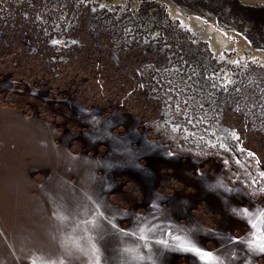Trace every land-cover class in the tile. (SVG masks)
Instances as JSON below:
<instances>
[{
	"label": "water",
	"instance_id": "obj_1",
	"mask_svg": "<svg viewBox=\"0 0 264 264\" xmlns=\"http://www.w3.org/2000/svg\"><path fill=\"white\" fill-rule=\"evenodd\" d=\"M259 243L264 65L141 12L0 0V264H264Z\"/></svg>",
	"mask_w": 264,
	"mask_h": 264
},
{
	"label": "rangeland",
	"instance_id": "obj_2",
	"mask_svg": "<svg viewBox=\"0 0 264 264\" xmlns=\"http://www.w3.org/2000/svg\"><path fill=\"white\" fill-rule=\"evenodd\" d=\"M129 11L141 12L168 25L199 37V31L192 32L173 19L164 0H73ZM176 5L183 14L193 13L204 21H211L226 32L243 36L254 50L264 51V5L244 3L242 0H167ZM200 38V37H199ZM206 40V39H204ZM208 41V40H206ZM231 52H235L231 50ZM249 54V51H245ZM258 62V59L252 60ZM264 65V63H259Z\"/></svg>",
	"mask_w": 264,
	"mask_h": 264
},
{
	"label": "flooded vegetation",
	"instance_id": "obj_3",
	"mask_svg": "<svg viewBox=\"0 0 264 264\" xmlns=\"http://www.w3.org/2000/svg\"><path fill=\"white\" fill-rule=\"evenodd\" d=\"M160 1V0H159ZM164 1V0H162ZM168 3V11L173 19L178 18L184 28L194 31H199V37L206 39L208 42L220 46L226 50H234L236 54L243 56L250 60L258 59L259 63H264V51L252 49L250 43L246 41L243 36L235 32H226L219 28L211 21H204L200 16L188 13L183 14L181 10L170 1ZM244 3H260L264 5V0H242ZM249 51V54H245Z\"/></svg>",
	"mask_w": 264,
	"mask_h": 264
},
{
	"label": "snow or ice",
	"instance_id": "obj_4",
	"mask_svg": "<svg viewBox=\"0 0 264 264\" xmlns=\"http://www.w3.org/2000/svg\"><path fill=\"white\" fill-rule=\"evenodd\" d=\"M176 239H179V237H176ZM253 243H255V242H253ZM181 247H183V245ZM257 247H258V250L260 253H264V243L257 244ZM184 250L195 252L198 254L201 253V249H199L197 247L185 248ZM202 258L211 259V253H207V252L202 253Z\"/></svg>",
	"mask_w": 264,
	"mask_h": 264
}]
</instances>
